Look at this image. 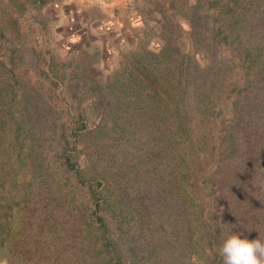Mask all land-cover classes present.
Here are the masks:
<instances>
[{
	"label": "trees",
	"instance_id": "obj_1",
	"mask_svg": "<svg viewBox=\"0 0 264 264\" xmlns=\"http://www.w3.org/2000/svg\"><path fill=\"white\" fill-rule=\"evenodd\" d=\"M191 7L138 139L66 126L50 89L18 79V52L0 59V260L223 264L229 234L264 239V0Z\"/></svg>",
	"mask_w": 264,
	"mask_h": 264
},
{
	"label": "rangeland",
	"instance_id": "obj_2",
	"mask_svg": "<svg viewBox=\"0 0 264 264\" xmlns=\"http://www.w3.org/2000/svg\"><path fill=\"white\" fill-rule=\"evenodd\" d=\"M194 1L0 0V59L18 52V79L50 89L66 126L125 125L138 139V127L159 110L158 79L175 57L167 52L189 45ZM234 97L219 99L220 117L229 116Z\"/></svg>",
	"mask_w": 264,
	"mask_h": 264
},
{
	"label": "clouds",
	"instance_id": "obj_3",
	"mask_svg": "<svg viewBox=\"0 0 264 264\" xmlns=\"http://www.w3.org/2000/svg\"><path fill=\"white\" fill-rule=\"evenodd\" d=\"M219 255L223 264H264V239L231 233L220 245ZM0 264H7V261L0 260Z\"/></svg>",
	"mask_w": 264,
	"mask_h": 264
}]
</instances>
